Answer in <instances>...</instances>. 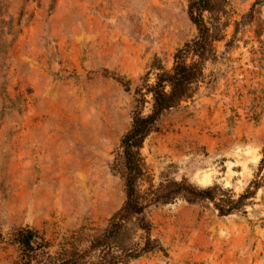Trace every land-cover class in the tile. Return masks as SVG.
<instances>
[{"label": "rangeland", "instance_id": "rangeland-1", "mask_svg": "<svg viewBox=\"0 0 264 264\" xmlns=\"http://www.w3.org/2000/svg\"><path fill=\"white\" fill-rule=\"evenodd\" d=\"M217 1L203 14L215 41L195 94L140 149L137 188L156 250L128 264H264V184L225 218L209 203L160 201L174 182L237 198L264 176V0ZM188 7L0 0V264H59L105 231L125 199L120 142L134 91L171 72L196 38ZM131 228L141 248L146 234Z\"/></svg>", "mask_w": 264, "mask_h": 264}, {"label": "trees", "instance_id": "trees-1", "mask_svg": "<svg viewBox=\"0 0 264 264\" xmlns=\"http://www.w3.org/2000/svg\"><path fill=\"white\" fill-rule=\"evenodd\" d=\"M188 1V17L197 30L196 38L175 52L171 72L161 71L155 76L152 85L145 84L134 91L136 106L131 126L120 142L124 170V203L110 218L105 231L91 240L84 252L59 264H128L156 250V245L152 244L149 238L150 223L146 218V206L140 202L137 188L142 173L140 149L164 114L193 97L195 87L202 78L203 65L211 54L215 41L204 22L203 14L218 10V1ZM189 57H192L190 63L187 61ZM118 82L126 90L129 89L126 82ZM147 96L151 97L152 103L150 112L144 114ZM262 155L260 164L264 165V149ZM262 184L264 176L260 173V176L235 198L230 191L217 185L199 188L187 181L174 182L170 184L166 194L161 196L160 201L162 204H168L180 198L192 204L209 203L219 217L225 218L244 210ZM131 227L146 234L145 244L141 248L133 243ZM19 243L30 251V245L24 240ZM26 257L30 262L29 255Z\"/></svg>", "mask_w": 264, "mask_h": 264}]
</instances>
